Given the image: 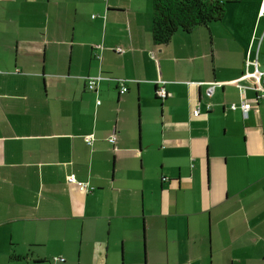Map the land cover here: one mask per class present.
Instances as JSON below:
<instances>
[{"label":"crops","instance_id":"crops-1","mask_svg":"<svg viewBox=\"0 0 264 264\" xmlns=\"http://www.w3.org/2000/svg\"><path fill=\"white\" fill-rule=\"evenodd\" d=\"M220 1L158 46L153 0H0V264H264V0Z\"/></svg>","mask_w":264,"mask_h":264},{"label":"trees","instance_id":"trees-1","mask_svg":"<svg viewBox=\"0 0 264 264\" xmlns=\"http://www.w3.org/2000/svg\"><path fill=\"white\" fill-rule=\"evenodd\" d=\"M226 3L220 0H153L154 43L163 46L178 32L189 33L196 27H208L221 21L226 13ZM10 258L24 259L15 255Z\"/></svg>","mask_w":264,"mask_h":264},{"label":"built area","instance_id":"built-area-1","mask_svg":"<svg viewBox=\"0 0 264 264\" xmlns=\"http://www.w3.org/2000/svg\"><path fill=\"white\" fill-rule=\"evenodd\" d=\"M249 65H254L255 66L254 72L250 73L247 70L246 73H244L242 78L243 79H251V80H253V82H254V90L257 92L258 98L259 97L263 98L264 97V71H262V70H260L258 68L256 62L255 63L254 62H247V66H249ZM100 80H101V77L88 79L87 83H88L89 90L90 91H94L97 88L98 83H99ZM215 86L216 85L214 84V87L208 88V90H207V96L208 97H210L212 95V93L214 92ZM127 91H128L127 87L122 84V87L120 89V93L121 94H125ZM157 94L162 99H165L168 96V94L165 92L164 89H159L157 91ZM97 104L100 105L101 102L97 101ZM250 107H251V104L246 102V101H243L241 103V108L245 112V115H246L248 109H250ZM237 108H238L237 105H235V104L232 105V109L233 110H235ZM193 116L194 117H199L200 116V109L199 108L194 109ZM90 140H91V138L88 137L87 138V142L89 143ZM116 141H117V131H116V129H114L112 135L109 138V142L112 143V144H115ZM67 180H68L69 183L77 185V187L81 191L90 192L92 190V188H90L89 185H87L86 183H82V182L76 181V178H75L74 175H70ZM55 260H58V259H55Z\"/></svg>","mask_w":264,"mask_h":264},{"label":"rangeland","instance_id":"rangeland-1","mask_svg":"<svg viewBox=\"0 0 264 264\" xmlns=\"http://www.w3.org/2000/svg\"><path fill=\"white\" fill-rule=\"evenodd\" d=\"M251 17V14L250 15H248V19ZM110 264V263H109ZM117 264H119V263H117Z\"/></svg>","mask_w":264,"mask_h":264}]
</instances>
